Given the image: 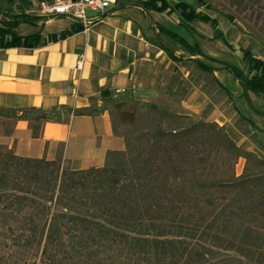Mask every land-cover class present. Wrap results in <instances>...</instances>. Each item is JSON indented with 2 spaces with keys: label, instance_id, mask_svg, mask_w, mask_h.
<instances>
[{
  "label": "trees",
  "instance_id": "16d2710c",
  "mask_svg": "<svg viewBox=\"0 0 264 264\" xmlns=\"http://www.w3.org/2000/svg\"><path fill=\"white\" fill-rule=\"evenodd\" d=\"M136 1L145 11L180 13L189 32L194 20L209 22L212 38L233 49L208 12L182 1ZM198 1L264 46V0ZM22 21L33 22L24 14L0 18V45H37L39 33H16ZM158 28L227 95L216 70H228L248 101L249 92L264 95V58L239 48L245 65L240 68L205 55L195 39ZM169 55L184 65L182 57ZM172 71L173 78H182L176 67ZM189 88L168 94L180 100ZM111 109L128 127L120 134L125 147L108 150L98 167L74 169L68 160L22 157L0 147V264H264V157L238 145L225 126L137 99L126 89L93 106H0V116L28 120L38 136L42 122L68 123L72 116ZM239 122L247 126L238 129L249 134L251 121L240 113ZM240 158L244 165L237 175Z\"/></svg>",
  "mask_w": 264,
  "mask_h": 264
},
{
  "label": "crops",
  "instance_id": "0c3cea01",
  "mask_svg": "<svg viewBox=\"0 0 264 264\" xmlns=\"http://www.w3.org/2000/svg\"><path fill=\"white\" fill-rule=\"evenodd\" d=\"M116 1L88 25L66 15L50 16L42 26L40 23L18 24L16 33L21 36L39 33L40 40L37 45H0V106L45 109L57 105L93 106L126 89L137 99L154 101L174 112L199 118L208 102L199 85L189 88L179 102L166 93L164 84L172 80V69L185 71L182 62L173 60L169 52L183 59L187 53L180 43L164 34L160 26L191 36L190 40H197L201 50L204 41L223 43L228 56H233L231 63L240 68L245 65L239 48L264 58V46L248 35L242 25L230 22L222 14H212L198 0L172 1L185 2L191 8L214 16L233 49L223 40L212 38L215 29L209 22L194 20L189 24L192 27L189 32L180 24V13L145 11L136 0ZM93 14L94 11L89 12ZM213 52L211 49L209 53L213 55ZM80 60L81 67L78 66ZM223 70L214 71L221 83ZM183 76L187 78V73ZM222 76L228 77L225 72ZM237 83L236 80L235 94L229 91L231 97L235 95L240 101L245 100L248 109L247 112L238 109L235 97L232 109L237 118L241 113L256 125L260 131L258 137L264 140V128L260 124L264 123V116L253 109L264 111V95L249 92L248 101L241 95L242 87ZM236 117L234 114L232 119ZM206 120L225 122L217 105ZM39 132L38 136L33 135L28 120L0 116V147L11 148L22 157L44 156L53 160L60 157L68 160L72 168L84 169L102 165L108 150L125 147L122 136L113 130L107 112L72 116L68 123L45 121Z\"/></svg>",
  "mask_w": 264,
  "mask_h": 264
},
{
  "label": "rangeland",
  "instance_id": "374dc122",
  "mask_svg": "<svg viewBox=\"0 0 264 264\" xmlns=\"http://www.w3.org/2000/svg\"><path fill=\"white\" fill-rule=\"evenodd\" d=\"M41 1H50V0H0V18H6L8 19L10 16L13 15H19V14H24L26 17L30 18L33 22H27L31 24H36L40 23L42 26L43 23L50 17V16H57V15H46L41 11ZM212 14H215V12L209 10ZM3 14V15H2ZM72 19V18H71ZM24 22V21H22ZM20 22V23H22ZM19 23V24H20ZM209 25V24H208ZM18 26V25H17ZM16 26V27H17ZM210 27V26H209ZM189 42H194V40H190L189 36H184ZM6 38V37H5ZM202 51L205 55H210L211 57L214 58H219L221 60L226 59V61L231 63V60L233 59V56H228L225 50L224 44H215L214 42L210 41H204L203 46H202ZM213 49V55H211L209 52ZM187 53V52H186ZM185 55V54H184ZM194 57H199L202 59L204 62L207 64H212L213 66L218 67L219 63L206 59L201 55H194ZM184 70L185 71H179L175 73L176 76L183 77L181 79H176L175 77L172 78V80L168 81L169 83L164 84L166 87V93H168L169 89H172V91L175 92V94L180 95L183 92V89L186 87H192L193 85H199L200 88L205 92L208 102L207 104L203 107V109L200 111L199 116H205L206 118L208 115L211 113L212 109L214 108L215 105L218 106L219 111L222 113L224 117V121L222 124L218 123L220 125H223L226 127V130L230 137L235 140V142L240 145L243 144L245 148L248 150H251L253 152H256L259 156L264 157V153L262 150L261 146H264V140L260 139L258 136L260 135V131L256 125L253 126H248L249 129V134H243L239 129L238 125H241L242 128L246 127L243 122L238 123V118L236 117V112L233 111V105L235 104V101H237V108L241 111L246 110L247 112V104L245 105L246 102L245 100L240 101L239 97H236L235 99L231 97V93L235 94V86L234 84L236 83L235 78L233 75L226 69L223 70V72L227 73V76H222V73H220V78L223 83L227 86V89L231 92H229V95L226 94L225 91L221 90L218 85L212 82L211 80V75L205 74L202 71L198 70L192 61L188 59V56L186 55L184 58ZM187 73V78H184V74ZM174 75V76H175ZM177 77V78H178ZM179 80V82L177 81ZM235 82V83H234ZM238 84V83H237ZM169 95V94H168ZM171 99L172 96L169 95ZM176 102H179L180 100L173 99ZM235 100V101H234ZM250 103V102H249ZM244 108V109H243ZM109 114L111 117L112 121V128L113 130L118 133V134H124L128 130V127L123 126L120 124L118 121V118L114 114L113 109L109 111H105ZM235 114V119H232V117ZM193 116V115H192ZM195 119L198 118L197 116H193ZM214 121V120H213ZM258 123V122H257ZM238 124V125H237ZM263 128H264V123H260ZM254 137H256L259 141L260 145H257L254 142ZM60 159L63 163H66V160L62 158H57ZM243 165H244V159L240 158L238 162L235 164V171L236 174L239 175L241 174L243 170Z\"/></svg>",
  "mask_w": 264,
  "mask_h": 264
},
{
  "label": "built area",
  "instance_id": "2783aa9c",
  "mask_svg": "<svg viewBox=\"0 0 264 264\" xmlns=\"http://www.w3.org/2000/svg\"><path fill=\"white\" fill-rule=\"evenodd\" d=\"M116 0H50L41 1V11L46 15L68 16L83 25H88L100 17ZM89 15V12H93ZM82 60L78 66L81 67Z\"/></svg>",
  "mask_w": 264,
  "mask_h": 264
}]
</instances>
